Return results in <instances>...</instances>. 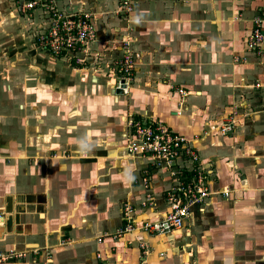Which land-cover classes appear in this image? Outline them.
Here are the masks:
<instances>
[{
	"label": "crops",
	"instance_id": "0c3cea01",
	"mask_svg": "<svg viewBox=\"0 0 264 264\" xmlns=\"http://www.w3.org/2000/svg\"><path fill=\"white\" fill-rule=\"evenodd\" d=\"M87 1L59 5L67 12L95 7L89 43L107 57V70L121 55L111 41L130 34L127 21L113 13L117 0ZM229 5L134 0L138 72L126 95L103 94L106 81L94 66L57 55L69 64L52 62L46 75L62 91L73 90L79 102L68 115L83 117L78 125L63 111L37 109L27 117L40 115L44 124L28 128L21 106L15 112V101L0 98V251L26 254L0 264H264V92L251 88L264 80V63L243 45L248 21H234ZM254 13L244 10L247 17ZM237 108L233 129L221 132ZM129 114L185 136L208 172L211 194L170 232L116 235L124 201L139 210L138 219H159L169 210L165 191L174 183L166 166L124 149ZM147 194L153 202L141 207Z\"/></svg>",
	"mask_w": 264,
	"mask_h": 264
},
{
	"label": "rangeland",
	"instance_id": "374dc122",
	"mask_svg": "<svg viewBox=\"0 0 264 264\" xmlns=\"http://www.w3.org/2000/svg\"><path fill=\"white\" fill-rule=\"evenodd\" d=\"M131 1H133V8L131 11L126 12L122 9L121 0H117V7L113 11V13L127 21L126 27H128V31L130 34L128 33L129 36L126 35L125 38H120L115 42L114 40L111 41L112 44L110 45L120 46L121 55H118L113 59L111 58L112 62L110 65L108 64L107 70H104L102 64V61L106 60L107 57H103L102 59L103 55H100L97 52H93V49L90 46L89 42L93 39H90L88 41L89 44L87 43V45L84 46L85 48L82 47L80 50H78V52H66V55L71 59H74V61L79 65L83 66L91 64L92 67H95V69L93 70L95 72L97 70L96 73L103 74L102 77L105 79L106 83L101 84L103 87L102 89H104L102 93L106 95L110 94L109 90L112 88V85H117L118 80L123 77H129V92L138 72V65L136 62L134 49V43H136L138 36L136 34L134 23L130 20V15H132L134 11V0ZM92 2H89L90 6H92ZM259 2V0H230V5L228 6V8L234 21H248V30L242 38L243 45H245V48L248 51L253 52L254 55L264 63V60H262L264 59V42H262L261 45H251L250 42V36L252 35L253 30H255L257 27L264 33V9L262 8L264 7V0L262 4H260ZM57 6L58 8H61V6L59 5V0L57 1ZM93 8L95 7L93 6ZM93 8L88 9L85 12L75 11V13L86 15V19L88 21L94 22L95 13H92ZM246 8H249L250 11H254L256 13H254L252 16L247 17L244 14V10ZM92 22L91 28L95 33ZM49 25L50 19L41 9L38 8L32 10L31 12H26L23 10V7L20 4L19 0H0V98L6 97V99H9L12 102L15 101V103H17L15 104V112L17 111L19 106H21L23 112H21L20 115H22L23 117L22 120L24 125L28 128L35 125L36 123L39 125L44 124V118H40V115L36 119L32 118L31 120L30 117H27L30 116V112L34 113L37 109L38 113H43L42 115H44L47 110H53L54 112L63 111L62 113L69 117L71 126L78 125V120L83 119V117L81 118V116L79 117V115L73 117L71 115H68V113H70L71 111L76 110L73 108L77 106V102H79V100L75 98V96L71 95V93H73V90L70 91V89H65L64 91H62V85L56 84L55 81H51V79L53 80V78L55 77L53 75H46V72L48 71L46 69L52 62L62 64L60 62L63 60L65 64L68 63V60H61V57L57 56L61 55V52H57L58 54H53L50 52V49L48 47H45L46 45L40 43L39 41L37 43L36 41V37L44 33V31L48 29ZM126 53H128L132 58V68L128 71V75H125L123 71H120L116 68L118 65L117 62ZM107 54L108 56L110 55L109 53ZM77 58H79L80 61H76ZM232 59L234 62L239 61V57L237 56V54H234ZM257 83L260 84L259 87L257 86ZM171 88L177 92V88L179 87L173 86ZM251 88L264 92V80L254 81L251 84ZM75 89L77 93H84L83 89ZM190 89L194 94H196V90H193L192 88ZM183 90L185 89L183 88ZM186 91H188V89ZM128 92L123 93V95L128 94ZM56 95H61L60 99L55 100L57 97ZM88 105L89 103H87V106ZM90 105L92 106V103H90ZM105 105L107 109L105 108ZM105 105H102V108H105L104 112H109L112 107L110 108L109 105ZM84 108L85 107H82V109ZM237 110L238 108L235 109V111L231 112L230 119L224 121L221 125H225L231 121L232 123H234V120H232L233 118L231 116L236 113ZM129 115L130 117H127L125 124V126L127 127L125 144H123L125 145V150L126 145L128 144V141L130 139L128 119L133 117L132 114ZM25 116L26 118L24 119ZM57 120V118L54 119V122L56 124L58 123ZM1 123L2 122L0 118V124ZM67 135H69V137H76V134L72 133ZM151 165L154 166L153 163H151ZM150 202H153V200ZM124 203H126V201L122 203V210ZM151 204L148 203L147 206ZM136 213L138 214L139 210H136ZM1 252L5 251H0V253ZM13 259L14 258H11V260ZM8 260L9 259L5 261Z\"/></svg>",
	"mask_w": 264,
	"mask_h": 264
},
{
	"label": "built area",
	"instance_id": "2783aa9c",
	"mask_svg": "<svg viewBox=\"0 0 264 264\" xmlns=\"http://www.w3.org/2000/svg\"><path fill=\"white\" fill-rule=\"evenodd\" d=\"M58 0H19L26 12L41 9L50 19V25L44 33L36 37L51 53H65L67 51L80 50L87 45L95 36L91 28V22L86 15L75 12H67L58 8ZM133 1L121 0L122 9L129 12L133 8ZM251 45H261L264 42V33L258 27L250 36ZM57 53V54H58ZM56 54V55H57ZM76 61H80L77 58ZM132 58L126 53L117 62V69L128 75L132 68ZM124 79L126 87L123 93L128 92V78ZM118 80L117 85H120ZM260 84L257 83L259 87ZM181 95L186 91L178 89ZM130 139L126 145L127 153L130 155H141L152 159L157 166H166L174 183L165 191L169 203V210L159 219H138L136 208L133 204L126 202L123 205V225L116 231V235L139 231L149 236L170 232L182 227L184 219L187 218L194 206H201L204 200L211 194L208 185V172L202 166L198 151L189 140L167 126L164 122L155 119H140L131 117L128 119ZM232 121L220 126V131L228 133L232 130ZM188 165V166H187ZM228 196V189L224 192ZM149 194L140 204L146 207L152 202ZM140 238V237H139ZM139 246L147 251L146 243L141 240ZM24 252L6 251L0 253V262L7 259H20L25 257Z\"/></svg>",
	"mask_w": 264,
	"mask_h": 264
},
{
	"label": "water",
	"instance_id": "95a60500",
	"mask_svg": "<svg viewBox=\"0 0 264 264\" xmlns=\"http://www.w3.org/2000/svg\"><path fill=\"white\" fill-rule=\"evenodd\" d=\"M124 87H126L125 81L124 79H121L119 86L112 85V88H111L112 93L116 95H121L123 94Z\"/></svg>",
	"mask_w": 264,
	"mask_h": 264
},
{
	"label": "trees",
	"instance_id": "16d2710c",
	"mask_svg": "<svg viewBox=\"0 0 264 264\" xmlns=\"http://www.w3.org/2000/svg\"><path fill=\"white\" fill-rule=\"evenodd\" d=\"M63 54V53H62ZM65 54V53H64ZM135 118H137V117H135Z\"/></svg>",
	"mask_w": 264,
	"mask_h": 264
}]
</instances>
